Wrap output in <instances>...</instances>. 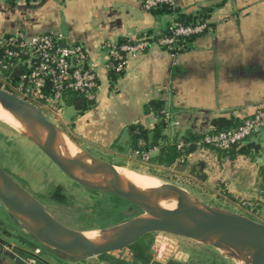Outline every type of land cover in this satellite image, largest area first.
Here are the masks:
<instances>
[{"label": "crops", "instance_id": "1", "mask_svg": "<svg viewBox=\"0 0 264 264\" xmlns=\"http://www.w3.org/2000/svg\"><path fill=\"white\" fill-rule=\"evenodd\" d=\"M177 1L185 15L214 7L207 32L176 55L152 45L128 60L114 86L103 68L107 61L104 46L134 42L148 34L156 39L166 28L168 18L144 10L143 0H0V38L18 32L47 33L64 45L84 47L98 67L96 106L80 116L67 106L71 117L64 121L65 133L86 152L94 149L113 158L130 157L128 128L139 122L154 128L153 116L144 114V106L152 100H162L172 121L179 123L168 128L170 137L188 131L203 134L216 119L244 120L264 107V0ZM250 141L260 148L249 157L231 160L203 148L188 161L201 163L205 183H220L232 199L262 194L264 131ZM0 220L8 224L4 216ZM40 259V264H57L42 255ZM0 264L23 263L0 248Z\"/></svg>", "mask_w": 264, "mask_h": 264}, {"label": "rangeland", "instance_id": "2", "mask_svg": "<svg viewBox=\"0 0 264 264\" xmlns=\"http://www.w3.org/2000/svg\"><path fill=\"white\" fill-rule=\"evenodd\" d=\"M2 80L0 76L1 89L14 95L4 86ZM67 108L63 105L64 112L61 113L46 109L39 110L60 131L65 132V128L68 127L65 126L64 121H68L71 117ZM88 152L107 163L122 165L141 175L155 177L183 188L195 198V202L264 224L263 194L256 192L251 193L247 198L232 199L220 183H205L201 178L202 172H192L196 161H191L187 165L178 163L172 168L165 169L140 161L135 155L113 158L94 149H89ZM0 165L19 185L40 201L54 218L70 229L81 232L108 231L128 225L130 224L127 223L128 221L142 214L136 207L128 210L131 203L120 197L90 191L76 184L33 141L1 121ZM58 187L62 188L63 194L69 200L68 205L50 199L51 193ZM259 199L263 202H259ZM2 215L8 221V224L4 223L7 231L14 236L12 239L4 237V240L14 242L26 251H32L37 248L36 246L41 245L0 202V219ZM28 240L33 246L28 245ZM208 243L209 240L207 243H201L177 234L161 232L149 235L142 247L146 257L150 259V264H168L170 261L183 264H237L234 257L222 256L219 249L211 247ZM42 256L57 264H145L143 260L136 259L129 249L91 260L70 259L61 253L45 249Z\"/></svg>", "mask_w": 264, "mask_h": 264}, {"label": "water", "instance_id": "3", "mask_svg": "<svg viewBox=\"0 0 264 264\" xmlns=\"http://www.w3.org/2000/svg\"><path fill=\"white\" fill-rule=\"evenodd\" d=\"M0 102L5 103L20 117L45 127L50 138V146L36 145L76 184L90 191L120 197L139 210H141V202L155 203L157 200L154 193H136L123 187L94 185L77 178L72 168L55 153L54 147L59 129L39 109L1 88ZM84 153L93 160L116 166L97 159L86 151ZM96 171L99 170L96 168ZM0 202L13 218L35 237L43 250L61 253L70 259L86 260L121 252L129 249L148 235L168 232L201 243H207L208 239L211 238L212 241L209 240L208 244L219 250H229L233 254L229 257L254 251L256 253L254 259L257 262L264 263V224L199 202H196L195 209L175 213H167L156 206L157 213L154 216V221H141L119 240L104 239L95 242L93 245H90L84 237L86 231H76L59 222L40 201L19 185L1 165ZM134 219L127 223H131ZM51 229H54L56 233H51Z\"/></svg>", "mask_w": 264, "mask_h": 264}, {"label": "built area", "instance_id": "4", "mask_svg": "<svg viewBox=\"0 0 264 264\" xmlns=\"http://www.w3.org/2000/svg\"><path fill=\"white\" fill-rule=\"evenodd\" d=\"M168 6L173 11L178 8L177 0H143L144 10L151 12L160 6ZM169 35L158 40L143 36L134 42L106 44L107 61L104 70L109 74L125 72L128 60L141 55L152 45L157 44L176 55L182 49L181 39L201 36L209 29L208 22L196 26H185L172 18ZM19 70L15 81L7 72ZM0 76L4 86L14 96L35 106L61 113L64 97L75 92L89 101H96L99 88L98 67L91 61L81 45H64L51 34L28 36L18 32L0 38ZM169 127L178 126L166 112ZM264 131V107L258 109L242 125L219 133L209 134L199 143V148L228 151L244 144L254 135ZM183 144L179 145L182 148ZM148 160V156L144 161ZM0 248L23 264H40L43 249L39 246L30 252L22 253L13 244L0 240Z\"/></svg>", "mask_w": 264, "mask_h": 264}, {"label": "trees", "instance_id": "5", "mask_svg": "<svg viewBox=\"0 0 264 264\" xmlns=\"http://www.w3.org/2000/svg\"><path fill=\"white\" fill-rule=\"evenodd\" d=\"M15 1L17 0H10V2L12 3H14ZM213 9L214 7L204 8L195 15L181 14L179 7L176 11H173L168 6L164 5L152 10V13L168 18L165 30L158 38H154V40L156 41L166 35H169V30L172 25V18L185 26H196L201 23H207ZM143 36H149V34ZM197 37L199 36L182 38L180 44L182 46V49L178 53L188 50L192 42ZM125 43L129 42L123 40L120 41L118 45H122ZM19 72V70L14 72H7V76H10L12 80L15 81L18 77ZM124 73L125 72L117 73L115 71H111L109 73V79L112 83V86H114L118 82V80L123 77ZM0 88H2L1 83ZM64 104L68 107H73L76 110L77 115L80 116L92 110L96 106V101H89L85 99L84 96H82L81 94L75 92H68L64 97ZM166 112L167 111L165 109V103L162 100H152L144 106V114L145 116H153V118L155 119L154 128L150 129L145 126L142 122L133 124L128 128V148L132 152V155H135L136 158H138L140 161H144L145 157L148 156V160L146 161L147 163H149L151 166L165 169L172 168L178 163L187 165L189 163V156L196 153L200 149L199 143L204 139L206 135L234 129L242 125L248 119L247 118L241 120L233 117L230 119L219 118L212 122L213 128L206 133L196 134L188 131L183 134L176 133L173 137H170L167 134L169 125L166 121ZM251 139L246 141L244 144L238 145L228 151H220L215 149L212 150H215L220 157H228L231 160L235 159L238 156L249 157L251 156L253 151H258L260 148L259 145L250 143ZM180 144H183L182 148H179ZM155 150L158 151L157 154L151 156V153ZM202 169L203 165L201 163H196V165H193L192 167V172H202ZM201 178L202 180H205L206 176L202 175ZM260 179V190L263 192L262 194L264 195V168L260 169ZM228 196L230 197V195ZM50 199L62 205L69 204V200L63 194L62 188L60 187L57 188L53 193H51ZM133 207L135 206L131 204L128 210H132ZM148 236L144 237L138 243L134 244L129 248V250L132 251L134 257L136 259L143 260L145 264H150V259L146 257L142 247L144 240ZM4 237L13 238L14 236L7 231L5 224L0 220V240H4ZM17 237L22 238L21 236ZM28 245H32L29 240ZM168 264L183 263L170 261Z\"/></svg>", "mask_w": 264, "mask_h": 264}, {"label": "bare ground", "instance_id": "6", "mask_svg": "<svg viewBox=\"0 0 264 264\" xmlns=\"http://www.w3.org/2000/svg\"><path fill=\"white\" fill-rule=\"evenodd\" d=\"M0 121L22 133L35 144L50 146V138L45 127L20 117L3 102H0ZM54 149L62 161L72 168L74 175L83 181L100 186L128 188L136 193L150 192L157 196L155 203L141 202L142 214L128 225L118 226L108 231L84 232V237L90 245L104 239L119 240L141 221H154V216L157 213L156 206L167 213L196 208L195 198L183 188L155 177L141 175L122 166H111L93 160L64 131H58ZM96 168L99 170L98 172ZM50 232L56 233L54 229H51ZM208 240L212 241L211 238ZM220 251L221 255L225 257L233 255L226 249ZM255 255L254 251L246 252L234 256V259L237 264L243 262L245 264H264L257 262L254 259Z\"/></svg>", "mask_w": 264, "mask_h": 264}, {"label": "flooded vegetation", "instance_id": "7", "mask_svg": "<svg viewBox=\"0 0 264 264\" xmlns=\"http://www.w3.org/2000/svg\"><path fill=\"white\" fill-rule=\"evenodd\" d=\"M59 188V187H58ZM61 188V187H60Z\"/></svg>", "mask_w": 264, "mask_h": 264}]
</instances>
